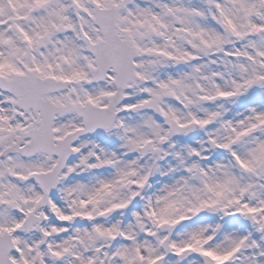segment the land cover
Instances as JSON below:
<instances>
[{"label":"snow or ice","instance_id":"1","mask_svg":"<svg viewBox=\"0 0 264 264\" xmlns=\"http://www.w3.org/2000/svg\"><path fill=\"white\" fill-rule=\"evenodd\" d=\"M0 264H264V0H0Z\"/></svg>","mask_w":264,"mask_h":264}]
</instances>
